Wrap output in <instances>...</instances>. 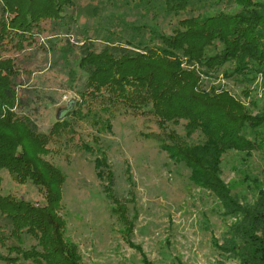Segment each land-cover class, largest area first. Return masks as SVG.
Segmentation results:
<instances>
[{"label": "trees", "instance_id": "obj_1", "mask_svg": "<svg viewBox=\"0 0 264 264\" xmlns=\"http://www.w3.org/2000/svg\"><path fill=\"white\" fill-rule=\"evenodd\" d=\"M129 1L145 13L142 24L125 22L115 13L109 19L106 14L101 20L109 21L86 28L89 33L92 27L93 35L79 45L68 37L60 48L72 53L69 59L81 70L69 86L79 95V107L70 112L74 100L65 113L92 117L102 130L112 128L108 114L116 108H135L152 114L162 127L185 121L188 136L202 133L196 141L171 143L161 137V148L174 161L184 162L192 181L218 198L222 216L234 219L222 242H215L219 254H228L233 264H264V185L258 177L244 176L255 195L249 201L233 194L232 185L221 176L230 151L264 153V103L253 115L228 89L201 86L202 77L222 76L247 86L259 74L264 78V0ZM77 5V0H0V187L1 172L7 171L45 194L41 205L0 193V241L12 236L19 241L25 236L35 239L29 248L9 245L15 255L0 253V259L10 262L84 264L76 246L64 240L57 213L64 174L45 156L51 138L69 129V124L56 122L44 132L30 115L20 113L27 104L17 92L18 58L3 56L33 45L43 20L68 27L76 23ZM93 8L83 11L93 15L101 11ZM209 9L215 12L207 14ZM172 14L185 16L167 33L160 21L172 19ZM95 166L102 179L112 180L104 156L95 158ZM140 253L143 264H154L141 249ZM178 264L187 263L178 259Z\"/></svg>", "mask_w": 264, "mask_h": 264}, {"label": "rangeland", "instance_id": "obj_2", "mask_svg": "<svg viewBox=\"0 0 264 264\" xmlns=\"http://www.w3.org/2000/svg\"><path fill=\"white\" fill-rule=\"evenodd\" d=\"M77 3L76 23L68 27L43 20L35 32L33 45L3 54L18 58L17 92L27 104L20 113L30 115L44 132H49L56 122L66 121L70 127L51 138L45 155L64 174L62 200L57 209L64 240L76 246L84 264H143L140 249L154 264H178V259L187 264H233L226 258L228 254H219L215 242L223 238L234 219L222 216L218 198L195 184L190 177L191 169L184 162L174 161L161 148V137L171 143L185 138L196 141L203 138L202 133L188 136L185 121L162 127L152 114L135 108L129 111L116 108L113 115L108 114L112 128L103 126L102 130L92 117L65 113L72 100L76 103L70 112L79 107L76 105L79 95L69 86L75 76L81 75V70L69 59L72 53L60 51L65 40L69 37L79 45L88 34L93 35L92 27L89 33L86 28L103 21L101 17L106 14L110 19V14L115 13L135 25L147 18L129 0L113 3L77 0ZM114 3L117 7H110ZM95 5L101 11L93 15ZM83 9L91 12L85 14ZM214 12L209 9L206 13ZM182 16L172 14V19L161 20L160 26L171 33L176 24L180 25ZM105 19L103 22L109 21ZM69 66H74L76 73ZM202 79L201 86L207 90L217 84L228 89L253 115L264 103L262 74L249 86L222 76L217 80ZM59 108L64 110L57 119ZM97 156H104L112 180L99 176L95 166ZM1 174V194L45 203V194L36 185L20 183L7 171ZM245 175L258 177L264 185V153L260 150L248 153L234 149L225 156L222 165L221 176L232 185L233 194L252 201L255 195L245 182ZM34 242L30 236L22 241L12 236L0 241V253L15 255L9 245L29 248ZM0 264L37 263L0 259Z\"/></svg>", "mask_w": 264, "mask_h": 264}, {"label": "water", "instance_id": "obj_3", "mask_svg": "<svg viewBox=\"0 0 264 264\" xmlns=\"http://www.w3.org/2000/svg\"><path fill=\"white\" fill-rule=\"evenodd\" d=\"M73 104H74V100H72V101L69 103V106L66 108L65 111H68V110L70 109V107H71ZM63 110H64V109H62V108H59V109H58V112H57V115H56V118H57V119L60 118L59 115H60L61 111H63Z\"/></svg>", "mask_w": 264, "mask_h": 264}]
</instances>
